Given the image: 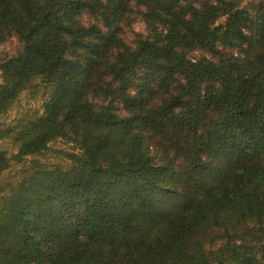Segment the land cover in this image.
Segmentation results:
<instances>
[{"label":"trees","instance_id":"trees-1","mask_svg":"<svg viewBox=\"0 0 264 264\" xmlns=\"http://www.w3.org/2000/svg\"><path fill=\"white\" fill-rule=\"evenodd\" d=\"M243 1L0 0V117L47 97L0 130V264H264V0ZM59 139L78 152L47 167Z\"/></svg>","mask_w":264,"mask_h":264},{"label":"rangeland","instance_id":"rangeland-1","mask_svg":"<svg viewBox=\"0 0 264 264\" xmlns=\"http://www.w3.org/2000/svg\"><path fill=\"white\" fill-rule=\"evenodd\" d=\"M194 1V0H190ZM257 0H244L241 3L240 8H249L252 4H254ZM89 15L86 14V17ZM227 17H223L219 19L220 24H223ZM86 21L88 19L86 18ZM147 34V28L145 24L142 21V18L140 17V14H138L135 9L133 10V13L131 16L126 20V23L124 24L123 28V39L127 45H133V43L140 37V36H146ZM10 37V36H9ZM20 49V42L15 36H12L8 38L6 41L0 44V59L9 56H15L17 51ZM227 53H233L236 54L237 50H227ZM206 55L201 51H194L191 54H189L190 59L193 61H198L202 58H204ZM46 95L43 91H40L39 89L36 91H27L22 94L20 99L16 102L12 110L0 117V130L4 129L5 126L13 125V123L16 120L22 119V118H29L31 116L40 115L43 112V104L46 100ZM97 103H100V101H97ZM0 150L7 151L10 155L15 153V147L12 144V142L9 139H0ZM78 152V150L75 148V145L72 143H68L65 140L59 139L57 141H54L50 144L49 150L44 153V155L39 156L37 159L40 160L44 165L47 167L52 166H61V167H68L70 166L71 162L66 157L67 153H74ZM151 153L155 157L156 151L155 146L152 145ZM30 159H28L25 163V165H16L13 163L10 168L6 171V174L4 175L5 184L10 182L17 181L23 173V168L25 166H28V162ZM4 188V187H2ZM8 188H4L1 190L2 193L7 191Z\"/></svg>","mask_w":264,"mask_h":264}]
</instances>
